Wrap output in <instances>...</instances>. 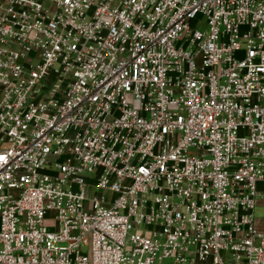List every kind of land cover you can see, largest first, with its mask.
<instances>
[{
	"label": "built area",
	"instance_id": "built-area-1",
	"mask_svg": "<svg viewBox=\"0 0 264 264\" xmlns=\"http://www.w3.org/2000/svg\"><path fill=\"white\" fill-rule=\"evenodd\" d=\"M261 185L264 0H0V264H264Z\"/></svg>",
	"mask_w": 264,
	"mask_h": 264
},
{
	"label": "rangeland",
	"instance_id": "rangeland-1",
	"mask_svg": "<svg viewBox=\"0 0 264 264\" xmlns=\"http://www.w3.org/2000/svg\"><path fill=\"white\" fill-rule=\"evenodd\" d=\"M202 27H203V25H202ZM190 155H194V154L191 153ZM259 189L264 193V186L261 185ZM255 216H256V219L258 220V222H261L262 225L264 226V201L257 200V208H256ZM263 229H264V227H263Z\"/></svg>",
	"mask_w": 264,
	"mask_h": 264
},
{
	"label": "crops",
	"instance_id": "crops-1",
	"mask_svg": "<svg viewBox=\"0 0 264 264\" xmlns=\"http://www.w3.org/2000/svg\"><path fill=\"white\" fill-rule=\"evenodd\" d=\"M262 186H264V185H262ZM263 227L264 226L262 225V223L261 222H258V220H257V228H258V230L264 233Z\"/></svg>",
	"mask_w": 264,
	"mask_h": 264
}]
</instances>
